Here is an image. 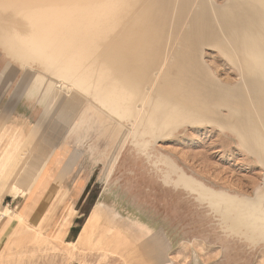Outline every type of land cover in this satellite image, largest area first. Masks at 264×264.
<instances>
[{"label":"bare ground","instance_id":"bare-ground-1","mask_svg":"<svg viewBox=\"0 0 264 264\" xmlns=\"http://www.w3.org/2000/svg\"><path fill=\"white\" fill-rule=\"evenodd\" d=\"M0 46L29 69L30 94L48 83L46 108L68 101L71 128L84 132L91 112L144 150L181 126L216 124L264 166V0H0ZM205 46L233 62L238 84L215 76ZM174 183L198 192L234 233L264 240V183L255 197L184 171ZM99 221L95 213L86 224Z\"/></svg>","mask_w":264,"mask_h":264},{"label":"rangeland","instance_id":"rangeland-1","mask_svg":"<svg viewBox=\"0 0 264 264\" xmlns=\"http://www.w3.org/2000/svg\"><path fill=\"white\" fill-rule=\"evenodd\" d=\"M202 57L217 78L240 82V71L218 48L205 46ZM28 70L0 46V208L10 209L0 217V264H264V240L234 233L198 192L174 183L184 171L210 188L255 197L264 166L235 133L187 124L143 150L132 138L108 132L91 112L81 132L71 128L77 113L67 100L58 107L41 103L48 83L38 95L28 92ZM38 138L64 155L71 177L92 183L96 205L84 210L78 229L71 228L78 212L67 190L55 204L61 209L27 218L48 179L44 172L29 189L42 165L41 159L31 166ZM170 161L179 170L172 172ZM16 189L27 194V210L23 198L13 201ZM95 213L100 221L88 227Z\"/></svg>","mask_w":264,"mask_h":264},{"label":"crops","instance_id":"crops-1","mask_svg":"<svg viewBox=\"0 0 264 264\" xmlns=\"http://www.w3.org/2000/svg\"><path fill=\"white\" fill-rule=\"evenodd\" d=\"M49 145V141H44L41 138H38L35 144L37 152L35 153L34 163H32L31 166H34L37 162L41 161V159L42 165L39 166L40 169L37 174H35V178L29 189L32 188L33 184H37L42 178L44 179V172L48 174V179L46 188L35 198L33 197L32 203L34 206L28 213L27 218L30 216H38L44 211H48V209H61L62 206H56L55 204H57L58 199L62 197L64 191L67 190L73 195V207L74 210L78 212L74 217L75 220L73 219L72 221L71 228L78 229L83 223L81 222V219L83 218L84 213H86L84 210H93V207H95L94 205H96V201L92 196V183L86 179H74V176L71 177L73 171L68 167V164L63 165L64 155H62L59 150L52 151ZM43 168L44 170L41 171ZM16 193L17 195L13 198V201L23 198L24 201L22 202L21 207L24 206L27 210V199L25 198L27 194L24 193V191H19L17 189ZM20 193L21 195L18 197ZM68 231H72V229H69Z\"/></svg>","mask_w":264,"mask_h":264}]
</instances>
